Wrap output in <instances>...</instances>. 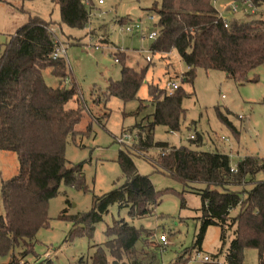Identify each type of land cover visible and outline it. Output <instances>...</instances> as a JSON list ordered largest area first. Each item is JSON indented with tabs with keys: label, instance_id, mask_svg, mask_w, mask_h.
Instances as JSON below:
<instances>
[{
	"label": "trees",
	"instance_id": "16d2710c",
	"mask_svg": "<svg viewBox=\"0 0 264 264\" xmlns=\"http://www.w3.org/2000/svg\"><path fill=\"white\" fill-rule=\"evenodd\" d=\"M53 1L60 6L63 24L79 29L87 26L92 8L87 2ZM230 1L238 3L241 9L250 3L255 17L229 18V26L225 27L215 0H161L156 11L157 36L149 50L167 55L177 51L188 67L181 77L182 84H193L198 68L219 69L231 78L248 80V73L264 64V19L259 17L264 12V0ZM52 23L29 15L0 54V150L16 152L20 164L19 172L3 180L1 188L4 213L0 214V257L9 258L7 264H21V259L35 252L39 230L50 223L49 201L60 193L62 181L86 188L83 165L69 166L65 157L68 138L74 139L81 132L77 124L84 116L86 103L75 83L70 87L64 84L70 75L65 57L52 56L56 42ZM116 59L123 64L122 76L110 83L104 97L133 100L150 65L130 66L121 53L116 54ZM146 61L149 62L147 57ZM47 68L60 80L57 86L46 83L43 72ZM182 84L172 93L150 85L155 107L152 120L141 127L134 147L120 149L117 158L124 183L95 195L89 211L71 215L65 209L59 218L73 223L70 239L81 236L91 239L96 224L114 204L127 208L133 219L150 214L159 204L161 192L148 175L138 172L133 155L156 147L160 151L151 160L154 167L202 198L197 245L201 246L210 225L220 227L223 244L228 230L233 229L234 238L224 264H243L244 249L248 247L259 251V262L264 264V179H256L259 172H264V158L246 155L232 170L227 153L154 140L157 125L180 130L185 117L183 99L189 95ZM218 112L219 119L237 133L228 118ZM190 140L199 145L202 137ZM197 183L204 187H194ZM181 205L185 206L183 197ZM236 208L238 213L231 215ZM105 235V242L92 246L90 264H163L160 252L165 247L154 243L151 230L117 219L107 227ZM139 241L143 243L140 247ZM80 263L88 264L83 259ZM33 264L55 263L44 258Z\"/></svg>",
	"mask_w": 264,
	"mask_h": 264
},
{
	"label": "rangeland",
	"instance_id": "374dc122",
	"mask_svg": "<svg viewBox=\"0 0 264 264\" xmlns=\"http://www.w3.org/2000/svg\"><path fill=\"white\" fill-rule=\"evenodd\" d=\"M155 1L158 4L155 5ZM84 2L89 7L91 5V16L87 26L79 29L61 22L60 6L53 0L0 1V54L4 44L28 21L29 15L51 20L57 40L66 48L65 60L70 75L64 84L70 87L75 83L86 103L84 116L77 124L81 132L74 139L68 138L65 149L69 166L83 165L86 188L61 182L60 193L48 204L49 226L39 230L35 252L21 259V264L25 261L33 264L44 258H51L55 264H81V259L90 264L92 246L106 241L105 231L117 219L151 230L154 243L165 247L160 252L163 264L176 261L179 264H224L234 230H228L223 244L220 227L210 225L201 246L197 245L202 198L154 167L151 160L160 151L156 147L133 155L138 172L148 175L161 192L160 202L152 212L133 219L127 208L114 204L104 219L96 224L91 239L86 236L69 238L74 225L60 219L59 215L65 209L71 215L87 212L93 206L95 195H102L124 183L125 177L117 158L120 149L134 147L141 127L152 120L155 107L149 93L150 85L166 89L169 82L182 84L181 77L188 68L177 51L167 55L149 50L153 39L148 35L157 30L156 11L161 0ZM230 3V0H215V6L226 18L255 17L249 6L231 12L228 8ZM259 17L264 19V12ZM123 19L126 22H122ZM130 24H141V28L128 31L126 28ZM117 53L123 54L130 66L150 65L137 98L130 101L104 97L110 83L122 76L123 64L116 60ZM148 55L152 61H146ZM43 75L50 86H57L60 82L48 68ZM247 77L248 80L239 81L219 69L198 68L194 83L182 84L189 95L183 99L185 117L180 130L172 131L164 125H157L153 131L154 140L227 153L234 167L246 155L264 158V64L251 70ZM218 111L228 118L237 133L219 119ZM89 127L91 130L86 131ZM199 137H202L199 145L190 140ZM19 168L16 152L0 150V214L4 213L2 182L16 175ZM256 179H264V172H259ZM193 185L204 187L199 183ZM182 197L185 206L181 205ZM238 211V208L232 210L231 215ZM161 235H166L167 244L161 242ZM142 244L139 241L137 246ZM243 254V264H260L256 248H245ZM205 256L210 260L205 261ZM8 261L9 258L0 257V264Z\"/></svg>",
	"mask_w": 264,
	"mask_h": 264
},
{
	"label": "built area",
	"instance_id": "2783aa9c",
	"mask_svg": "<svg viewBox=\"0 0 264 264\" xmlns=\"http://www.w3.org/2000/svg\"><path fill=\"white\" fill-rule=\"evenodd\" d=\"M99 2L101 3L102 0H99ZM248 6L253 9V6L250 3L248 4ZM228 8L230 9L231 12L235 13L236 11H238L239 9H241V6L238 3L231 1V3L228 5ZM219 14H220L221 18L223 19V22H224L225 27H228L229 26V18L224 17L223 14L220 13V12H219ZM150 17H152V16H150ZM140 28H141V24H134V25L133 24L132 25L130 24L126 28V30L132 31L134 29L136 30V29H140ZM156 36H157V30L151 32L148 35V37L150 39H154ZM65 55H66V48L56 38L55 47H54V51H53V54H52L53 58L54 59H57L59 57H65ZM116 60L118 61V59H116ZM147 60L150 61L151 60V56L148 55L147 56ZM179 86H180V82H176V81L169 82L168 83V87L166 88V90H167L168 93H172L175 90H177L179 88ZM232 170H235V167L234 166H232ZM160 239H161V242L162 243H164V244H167L168 243L167 238H166V235H161L160 236ZM204 260L205 261H209L210 260V257L209 256H205L204 257Z\"/></svg>",
	"mask_w": 264,
	"mask_h": 264
},
{
	"label": "crops",
	"instance_id": "0c3cea01",
	"mask_svg": "<svg viewBox=\"0 0 264 264\" xmlns=\"http://www.w3.org/2000/svg\"><path fill=\"white\" fill-rule=\"evenodd\" d=\"M218 9V8H217Z\"/></svg>",
	"mask_w": 264,
	"mask_h": 264
}]
</instances>
